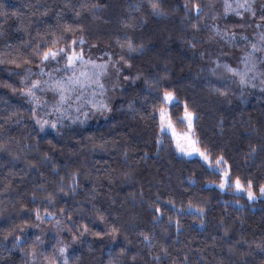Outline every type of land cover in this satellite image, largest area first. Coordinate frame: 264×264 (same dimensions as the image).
I'll list each match as a JSON object with an SVG mask.
<instances>
[{
    "label": "trees",
    "instance_id": "1",
    "mask_svg": "<svg viewBox=\"0 0 264 264\" xmlns=\"http://www.w3.org/2000/svg\"><path fill=\"white\" fill-rule=\"evenodd\" d=\"M152 2L0 0V264H30L37 236L29 228L57 219L78 246L56 264H264V200L212 186L220 172L178 154L158 120L163 93L171 91L174 124L187 106L210 163L222 156L231 181L259 190L264 0H155V11ZM245 2L250 10L237 7ZM80 37L127 73L107 116L91 111L95 96L79 104L67 98L41 132L34 102L21 96L25 82L43 78L36 51L69 49L73 40L80 46ZM45 209L55 219L45 218Z\"/></svg>",
    "mask_w": 264,
    "mask_h": 264
},
{
    "label": "rangeland",
    "instance_id": "2",
    "mask_svg": "<svg viewBox=\"0 0 264 264\" xmlns=\"http://www.w3.org/2000/svg\"><path fill=\"white\" fill-rule=\"evenodd\" d=\"M79 45L80 46L75 47V50L77 52L82 51L84 56L83 61H78L71 68L68 67L66 57L68 52L72 50V47H70L68 49V52L59 53L56 59H49L48 61H45L40 65V71L41 69H43V71H41L43 78L40 79L41 81L39 83V86L33 89V96L28 95L23 91V89L29 88L32 84V81L37 80H28L23 85V89L21 91L22 99L27 103L34 102L35 109H33V117L37 127L41 132L50 130L51 122L53 121V118L55 116H53V114L56 113V109H59L60 107L62 108L64 105H66L64 104V102L60 103L59 94L58 92L54 91L53 85L51 83L52 81L59 79L66 80L68 77L74 76V74L75 76H78L84 84V87L81 88L79 87V85H77L73 92L67 94L68 99H71V102H74L75 104H79L77 100H79L80 102H86V100L88 99H93V96L97 97L99 99V101H97L98 106L94 107L91 111L97 118H103L109 114V97H113V93L123 80V75L127 73L126 68L120 62L116 61L113 58H110L100 49L85 46V44ZM89 60L95 61L97 65L106 64L105 70L100 73L98 82V84L103 85L102 88L99 87L97 83L90 82L95 80V76H93L92 74L98 71V69H95L92 64H89ZM81 73H85L86 77L81 76ZM174 102L175 98H173V100L169 102L164 101V106L158 112V120L160 131L170 136L175 151L186 158L198 159L205 163L207 166L220 172V182L216 185H212L219 190L223 191L227 187L231 186L235 194L244 195L249 202L264 200V194L260 192V188L257 192L252 191L254 193V196L252 199H249L248 187H245L242 184V187L240 189H237L235 181H231L230 179H228L224 182V187H221L220 185L222 182V178L224 177V173L227 172L226 167L222 165V163L218 164L217 161H215L214 163H210V160H205L200 156L199 152L180 151L177 148V144L179 143L185 149H187L189 148L188 140L191 139L193 141H196V139L193 133L194 115L192 117L191 129H189L188 120L185 118V110L180 119L181 124H174V122L171 120L169 115V107ZM101 105H105L106 107H101ZM51 116H53V118ZM169 124H171V127H169ZM195 147L199 148L197 143L195 144ZM57 221H59V223H57ZM29 230L34 232V234L39 237V242L37 243L36 248L37 254L34 259L31 257L30 264L48 263V261H45L44 257L53 258L55 259L56 263H63L68 253L78 246V242L68 236L61 219H57L56 222H54L47 228H44L41 225H36L32 228H29ZM61 247L65 249L63 253H60L59 251Z\"/></svg>",
    "mask_w": 264,
    "mask_h": 264
},
{
    "label": "snow or ice",
    "instance_id": "3",
    "mask_svg": "<svg viewBox=\"0 0 264 264\" xmlns=\"http://www.w3.org/2000/svg\"><path fill=\"white\" fill-rule=\"evenodd\" d=\"M151 7L155 11V10H157L159 8V4L157 2H155V0H153V2L151 4ZM237 7L238 8H248L249 10L251 8V6L248 5L246 2L243 3V4L237 5ZM185 8H187V4H185ZM194 8L196 10L197 15H199L200 6L199 5H194ZM225 10L226 11H230L231 10V5L228 4V3H226L225 4ZM77 15H79V13H77ZM237 15H240V13L237 12ZM192 27L193 28H196L197 27V24L195 22H193ZM69 30H70V28H65V31H69ZM60 39H64V37H59V38L53 39V41H52L53 45H57L59 43V40ZM260 39H261V41H264V35H261ZM71 43H72L73 47H72V50L70 52H68L67 47H65V46H59V47H49L46 50H44L42 53L39 51V49H37L36 55H38L40 57V61H41V63H43L45 61H48L49 59H56L58 57V54L59 53L68 52L67 57H66V59H67V65H68L69 68H71L78 61H83L84 60V56H83L82 51L81 52H77L75 50L74 45L76 44V40H73ZM79 43H81V44L84 43L83 37H80L79 38ZM191 46L193 48L196 47V45L194 43H191ZM127 47L129 48V50H132V51H134L135 48H136V46L133 44V42L131 40H129L127 42ZM262 47H264V44H262ZM251 48H252L253 51L258 50L257 49V45L255 43H253L251 45ZM248 56H249L250 59L245 61L246 64H248V63L251 62L252 53H249ZM121 59L124 60V63H126V64L128 63V61L125 60L123 57H121ZM88 63L89 64H92L95 69H98V71H96V72H94L92 74L93 76H95V80L94 81H90V82H94V83H97L98 84L99 77H100V73H102L105 70L106 64H99V65H97L95 61H91V60H89ZM226 67H228V66H226ZM254 67H255V64L253 63L252 64V67L249 68L248 71H251L252 68H254ZM41 71H43V69H41ZM228 71H230V72H232L234 74L240 75L241 76V83H246L247 82L245 80V75L246 74H240L237 69H234V68H231V67H228ZM80 75L86 77V74L85 73H81ZM39 83H40L39 81H32L31 86L29 88L23 89V91L26 92L28 95L33 96L34 95L33 89L36 88V87H38L39 86ZM46 83H48V82H46ZM51 83L53 85L54 91L58 92V94H59L60 103L66 102V100L68 98L67 97V94L70 93V92H73L75 90V87L77 85H79V87H81V88L84 87V84L82 83V81L80 80V78L78 76H75V74L72 77H68L66 80L65 79H59V80L52 81ZM98 86L101 87V88L103 87L102 84H98ZM162 98H163V100L165 102L172 101L173 98H174V93L171 92V91H165L163 93V97ZM101 107H106V106L105 105H101ZM192 117H193V114L191 112H188L187 111V106H186V109H185V118L188 120V127H189V129L192 128ZM162 119H163V111H162ZM53 127H55V124H53ZM169 127H171V124H169ZM196 143H197L196 141H193V140L189 139L188 140L189 148L185 149L179 143L177 144V148L180 151L199 152L200 156L203 157L205 160L210 159V157L206 154V152H203L198 147H195V144ZM252 150L255 151V148H253ZM222 162H223V157L222 156L221 157H218L217 158V163L219 164V163H222ZM228 179H229V174L227 172H225L224 173V177L222 178V182H221V185L220 186L221 187H224V182L227 181ZM235 184H236L237 189H240L242 187L239 178L236 179ZM73 187H74V185H73ZM251 189H252V182L249 181L248 182V197H249V199H252L253 196H254V193L252 192ZM59 190L62 191V189H59ZM260 192L262 194H264V184H262L260 186ZM53 199H54V196H53V194L50 193L49 194V197H48L49 203H51ZM155 211L157 213H159L160 212V209L157 207L155 209ZM201 212H202V210H201ZM45 213H46V217L45 218L55 219V213L50 212L47 209H45ZM36 218L37 219H41V215H40L39 210L36 211ZM57 223H59V221H57ZM177 226H179V223L178 222H177ZM85 230H87V229H85ZM112 230H113V232H116V231H118V228H113ZM141 235H143L144 241L149 245V247H151V245H152V239H151V237L149 235H147V234H144V233H141ZM20 239H21L20 236H17L16 237V240L17 241H20ZM36 241H37V243L39 242V237L36 238ZM59 251H60V253H63L65 251V249L63 247H61L59 249ZM121 251L123 252L124 250L121 249ZM161 251L164 252L165 255L167 254L166 253V250L161 249ZM36 254H37V250L35 248H33L32 250H30L28 252V255L30 257H32L33 259L35 258ZM44 259H45V261H48V264H56V261L53 258L44 257ZM154 259H156L157 261H159L160 260V256H155Z\"/></svg>",
    "mask_w": 264,
    "mask_h": 264
}]
</instances>
